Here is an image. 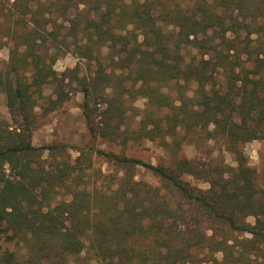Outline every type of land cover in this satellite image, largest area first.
<instances>
[{"label": "trees", "instance_id": "trees-1", "mask_svg": "<svg viewBox=\"0 0 264 264\" xmlns=\"http://www.w3.org/2000/svg\"><path fill=\"white\" fill-rule=\"evenodd\" d=\"M50 5L67 25L41 1L0 0V49L10 42L9 61L0 57L10 114L0 117V264H264V195L242 149L264 139V0ZM73 48L96 63L93 75L78 67L59 75L57 60ZM72 82L100 136L125 147L206 131L237 165L188 157L156 165L99 148L94 136L84 146L35 145L38 108H60ZM50 84L56 97L42 106ZM138 96L147 103L131 129L128 102ZM98 157L111 170L96 167ZM139 168L158 184L138 179Z\"/></svg>", "mask_w": 264, "mask_h": 264}, {"label": "rangeland", "instance_id": "rangeland-1", "mask_svg": "<svg viewBox=\"0 0 264 264\" xmlns=\"http://www.w3.org/2000/svg\"><path fill=\"white\" fill-rule=\"evenodd\" d=\"M39 1L46 4L47 11L51 9L50 12H54V19L58 21L59 25H67V22L63 20L61 12L56 10L57 7L50 5V0H34V3L36 4ZM82 8L83 6H81V9ZM75 10V7L71 8V15L75 13ZM47 13H49V11ZM4 27L5 23L0 18V31L4 29ZM2 31L1 35L4 36V32ZM62 31H65V29ZM3 41H5L6 44L0 49V57L3 61H9L10 42H7V38H4ZM73 41L72 36L69 37V42L72 43ZM199 56V53H197L195 49L188 52V57L198 58ZM75 67H78L80 75H93L97 65L95 62L83 58L74 48L61 56L55 64V69L59 75L63 77L70 73V69ZM190 87L191 90L189 94L191 95L196 88V84L191 83ZM66 90L70 91L71 98L57 110L49 111L44 114L43 108H38L39 126L34 131L33 135V143L35 145L69 144L73 146H84L91 142L94 136L99 148L117 153L124 152L130 157L139 158L156 165L170 164L176 157H188L210 163L224 160L228 165H237L235 155L226 150L222 142L210 139L206 131H200L196 135L184 137L185 132L181 129L178 135L166 139L168 144H164L160 138H143L139 141L130 140L125 147L116 144L100 136V125L97 122L98 120L94 125H88L81 107L84 101V95L77 83L72 82L67 84ZM55 92L56 90L53 84L47 85L44 89L45 98L40 101V104L42 106H47L48 97H56ZM128 103L131 107L128 111V125L131 129H137L140 116L146 107L147 100L144 97L138 96L136 98H130ZM0 117H5L10 120V114L5 105V98L2 93H0ZM178 139L182 141L180 146L176 145ZM242 149L248 159L249 165L257 170L256 182L262 195H264V139L249 141L242 146ZM72 154L75 156L77 152L72 150ZM95 161L96 167H102L104 170L106 169V171L112 168L104 158L98 157ZM137 172L138 179L149 181L154 185L158 184L156 177L147 169L139 168ZM188 178L191 180L192 184L200 188L206 189L209 186V184L203 180L191 176ZM247 221L254 223L255 219L249 217ZM15 251L17 256L22 258L24 249H20V247L16 246ZM216 257L222 261L221 252H218ZM93 264L100 263L94 262Z\"/></svg>", "mask_w": 264, "mask_h": 264}]
</instances>
